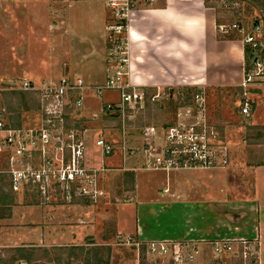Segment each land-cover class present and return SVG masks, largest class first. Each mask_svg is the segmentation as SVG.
<instances>
[{
    "label": "rangeland",
    "instance_id": "374dc122",
    "mask_svg": "<svg viewBox=\"0 0 264 264\" xmlns=\"http://www.w3.org/2000/svg\"><path fill=\"white\" fill-rule=\"evenodd\" d=\"M107 2L108 0H0V115H6L8 111L9 118L17 116L15 112L6 110L4 94L10 98V91L16 90L11 85L20 84L25 77L33 80L35 84L58 82L67 76H79L86 84L106 83L111 76L107 70L111 48L108 47L109 32L106 27L114 21ZM212 2L224 21L223 25L228 29H236L232 24L238 22L247 28L256 19L264 17V5L259 3L254 7L250 0H211ZM144 4L140 3L138 6L142 7ZM122 36L128 49L130 40L125 39V33ZM122 50L127 51L125 47ZM262 67L264 72V59ZM256 69V65H253L248 71ZM125 70L129 73L128 65ZM250 87L252 111L248 115L240 112L244 92L242 87L203 89L207 96L209 114L230 146L231 164L224 170L190 169L185 173L201 174L205 177L208 182L201 185L209 189L200 196L206 200L220 199L219 189L220 184H223L222 187L232 199L256 201L258 217L262 223V230L259 232L263 237H258L259 240L254 245L258 252V264H264V169L258 168L260 165L264 167V75L255 77ZM158 88L166 93L176 91L178 98L182 93L179 95L177 91L182 92L184 87L145 88L146 94L155 93ZM83 97L86 107L81 125L86 129L87 161L93 167L104 165L108 168L101 177L103 196L96 204H87L82 197L72 195L67 200L62 193L57 192L58 202H63V206L58 208L47 206L55 202L57 196L49 197V200H45L48 202L46 204L42 199L40 202L38 197L32 196L34 193L29 191V195H25V191L16 192L11 206L0 207V264H17L15 258L20 256L16 251L17 247H26V252L33 255L29 263L20 260V264H87V257H92L93 252L87 255L75 251L74 256H71L70 248L87 245L88 250L93 247L89 242L110 248L109 264H142V261L148 264H176L168 261V258L162 260L154 255L148 256L145 243L138 246L128 243V237L134 236V226L126 212L134 216L138 204L131 201L134 195V173L132 175L122 169L123 160L119 152L110 157V163L103 164L104 159L108 161L110 158L102 156L96 145V139L100 136L116 142L121 139L122 131L117 118L109 115L106 117L102 112L108 102L118 104L119 91L103 89L97 95L87 90ZM190 99L191 97L189 101ZM179 101L172 99L164 104L147 102L136 122L126 126L127 147L142 144V129L146 125L160 126L170 121L181 103ZM20 114L21 123H33L39 116L38 107ZM129 160H132L128 162L130 166L139 167L136 157L131 156ZM3 170L4 157L0 154V171ZM135 171L150 180L159 172L140 168ZM186 180L189 181L186 183L188 196H196L199 185H192V179ZM155 192L157 197L160 196L161 193L156 190L150 196ZM37 199L43 204L41 207L35 205ZM39 221L42 223L41 227L36 223ZM64 221L68 223L67 228ZM69 228L70 238L59 239L58 236ZM40 231L51 233L52 241L40 242L36 238ZM133 238V243L140 241ZM183 245L186 251L192 250L188 242ZM202 250L206 254H202L199 248L192 260L183 261L181 264H242L238 255L215 253L213 245H207Z\"/></svg>",
    "mask_w": 264,
    "mask_h": 264
},
{
    "label": "built area",
    "instance_id": "2783aa9c",
    "mask_svg": "<svg viewBox=\"0 0 264 264\" xmlns=\"http://www.w3.org/2000/svg\"><path fill=\"white\" fill-rule=\"evenodd\" d=\"M152 1L108 0L107 5L114 21L106 27L109 32L108 47L111 48L107 70L111 76L105 84H86L79 76H67L58 82L45 81L42 84H35L25 77L20 84H12L16 90L32 92L36 96L39 115L33 123L22 122L20 125L5 120V113L0 115V154L4 157V170L0 172L9 176L15 192L29 191L36 194L40 202L41 199L46 202L49 197H55L57 192L62 193L67 200L76 195L93 204L103 196L101 177L108 168L104 165L93 167L87 161L86 129L81 125L86 107L83 96L87 90L97 95L103 89H116L120 93L118 104L108 102L102 112L117 118L122 131L121 139L116 142L100 136L96 139V145L102 156L112 157L119 152L123 170L140 168L170 172L225 168L229 165L230 146L209 114L203 89L192 93L188 103L179 101L176 91L166 93L158 88L155 93L146 94L144 87H137L131 82L125 70V66H129V48L125 46L122 34H126L125 39L129 38L131 15L138 4ZM232 27L242 31L245 44L253 53H257L252 60L257 69L247 71L241 84L244 92L240 112L248 115L252 111L250 86L255 77L264 75V17L256 19L247 28L239 22L233 23ZM123 47L126 52L122 50ZM177 93H182L181 99L184 98L183 91ZM172 99L181 103L170 117L171 120L160 126L146 125L142 129V144L127 147L126 126L136 122L146 103L164 104ZM131 156L140 161L139 167L129 166ZM133 239L128 237V243L136 246L146 244L148 256L154 255L162 260L168 258V261L176 264L192 260L199 252L197 246L186 251L183 245L186 241L140 240L133 243ZM258 240V237L219 239L213 243V249L215 253L238 255L242 264H258V252L254 245Z\"/></svg>",
    "mask_w": 264,
    "mask_h": 264
},
{
    "label": "crops",
    "instance_id": "0c3cea01",
    "mask_svg": "<svg viewBox=\"0 0 264 264\" xmlns=\"http://www.w3.org/2000/svg\"><path fill=\"white\" fill-rule=\"evenodd\" d=\"M216 16V9L206 6L204 0H154L138 6L132 13L129 28L131 82L144 88H241L246 74L244 34L237 28L218 26ZM228 166L215 169L224 170ZM262 166L258 168L264 169ZM135 170H126L134 173L131 201L138 203L134 216L126 212L134 226L132 237L143 242L186 241L206 254L202 248L212 246L219 239L262 236L256 201L232 199L223 184H220V199L206 200L200 194L209 188L201 183L208 181L201 174H186V170L159 171L151 180ZM187 178L192 179V185H199L196 196H188ZM154 190L161 193L160 196L157 197L156 192L150 196ZM56 196L55 202L47 206H63V202H58V194ZM35 205L43 204L37 199ZM36 223L39 227L44 224L43 220ZM70 230L58 238H70ZM36 238L40 242L52 241L51 233L42 231Z\"/></svg>",
    "mask_w": 264,
    "mask_h": 264
},
{
    "label": "trees",
    "instance_id": "16d2710c",
    "mask_svg": "<svg viewBox=\"0 0 264 264\" xmlns=\"http://www.w3.org/2000/svg\"><path fill=\"white\" fill-rule=\"evenodd\" d=\"M240 1H245V0H240ZM205 5L209 7H213L216 9L217 16H216V22L217 25H223L224 21L219 17V12L215 4L213 2L211 3V0H204ZM250 3L252 6L255 7L256 4H261L264 5V0H250ZM250 6V5H249ZM245 54H246V63H245V72H247L250 69V66H253L252 60H253V51L252 49L246 45L245 48ZM13 88L15 87L14 85H11ZM196 89L192 88H183V92L185 93V97L179 100H183L182 102H187L189 101V98L191 97L192 93H194ZM7 94L5 93V104H6V110H9L10 112H15L17 116L13 117H8L6 111V116L5 120H8V122L12 123L13 125H20L21 124V114L20 112H26L31 108H34L37 106V99L36 96L32 92L28 91H23V90H15V91H10V98L6 96ZM10 100V102H9ZM34 106V107H33ZM173 110V109H172ZM174 111V110H173ZM107 117V114H104ZM110 116V115H109ZM108 116L109 119H112ZM115 120V119H112ZM129 173V172H127ZM133 175V172H130ZM25 195L28 194V191H25ZM31 194V193H30ZM33 194V193H32ZM16 195V192L14 191L13 187L11 186L10 178L7 174L0 172V207L2 208H7L11 206L14 202V196ZM34 197V194L32 195ZM75 197V196H73ZM75 198H73L74 200ZM84 202L87 204H90V201L87 199H84ZM93 247L89 248L87 250V245H79V246H72L70 249H72V253L70 254L71 256H74L75 251H79L81 253H86L87 255H90L93 252L92 257H87L88 263L87 264H109V257H110V248L99 245L95 242H89ZM33 250V249H32ZM16 251L19 253V258H15L17 264H20V260H23L24 262L27 261L29 263L32 260L33 255L26 252L28 251L26 247H17ZM93 261V262H90Z\"/></svg>",
    "mask_w": 264,
    "mask_h": 264
},
{
    "label": "water",
    "instance_id": "95a60500",
    "mask_svg": "<svg viewBox=\"0 0 264 264\" xmlns=\"http://www.w3.org/2000/svg\"><path fill=\"white\" fill-rule=\"evenodd\" d=\"M254 54V56H253V60L256 58V56H257V53H253Z\"/></svg>",
    "mask_w": 264,
    "mask_h": 264
}]
</instances>
